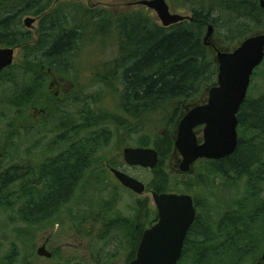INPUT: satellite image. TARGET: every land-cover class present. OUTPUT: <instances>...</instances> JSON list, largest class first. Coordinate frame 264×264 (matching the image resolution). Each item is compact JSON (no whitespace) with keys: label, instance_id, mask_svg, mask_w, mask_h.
<instances>
[{"label":"rangeland","instance_id":"rangeland-1","mask_svg":"<svg viewBox=\"0 0 264 264\" xmlns=\"http://www.w3.org/2000/svg\"><path fill=\"white\" fill-rule=\"evenodd\" d=\"M63 1L65 0H56L53 6L59 5ZM69 1H74L86 8L105 9L116 16L142 7L138 3L141 0ZM166 1L172 13L193 16V3L196 0ZM150 12H153L160 22L156 12L154 10H150ZM30 16L36 17L33 14ZM27 17L28 15L22 19L23 26V20ZM221 26H215L209 41L222 50H230L235 47V43H232V39L227 38V29ZM38 28L39 20L33 24L31 30L35 34ZM113 30L103 38L89 40L84 38L79 49L73 54L71 61L73 66L69 71L61 72L60 69L57 70L53 66H47L44 63L38 64L40 62L29 58L27 49L20 46L15 49L13 66L0 74V148L7 145L8 142V147L10 146L0 162V175L12 166H19L22 173H32V176L7 186L0 199V264H127L131 246L126 238L125 230L121 226H115L117 216L130 221L133 219L139 223L137 220L140 213L139 203H145L148 215L145 218L144 227H149L154 221L152 218L155 205L152 194L146 192L143 195H137L127 189L118 179L116 181L110 167L126 172L143 181L150 188L149 184L156 177L154 169L128 165L124 161L123 150L128 146H141L140 140L149 133H165L169 112L161 115L155 121L149 120L151 122L138 123V121L131 120L129 128L133 127L132 124L143 126V129L138 131H135L134 128L117 127L114 122H103L91 128L78 129L74 137L76 140L86 143L84 150L88 152L82 155H86L84 157L86 166L79 170V177L75 180L76 183L72 187L70 196L60 202L55 209L53 208L55 211H50L51 213L44 211L43 217L37 222L32 219L27 221L19 214L21 206L24 207L26 202L30 201V197H24L20 202H17L18 191L23 185L28 190L29 196L35 191L42 190L39 186L43 185L42 196L46 199L45 202L53 203V198L57 194L54 191L55 186L45 178L53 171L49 173L50 170L44 168L46 162L42 163L39 168L38 164L40 160L47 157L53 158L61 153L60 151L66 149L69 142L60 149L59 136L66 134L72 137V127H70L72 123L81 127L82 123L88 118L90 119L91 116L93 118H96L97 115L115 116L116 118L117 115L124 116V112L119 108L120 88H118L119 85L117 87V76L114 78V83L109 80L107 82L99 80L108 75L107 63L110 64L117 59V37ZM261 31H264V28L255 30L252 34ZM206 32L207 28L204 37ZM210 48L215 58L216 51L212 46ZM30 61L38 63L27 68ZM29 68L36 71L42 69L43 73L40 76L39 73H32L28 70ZM48 71L63 75L59 77L61 80L60 94H62L60 98L64 97L63 93L71 88L78 89V93L74 94L73 101L77 103V107L84 108L83 113L79 114V109L69 103L57 107L59 97L55 96L50 85L53 80L50 76L44 75V73H49ZM38 76L40 77L38 78ZM42 78L44 79L41 81ZM32 83L34 85L32 103L19 106L11 103L12 100H16L17 94L23 92L25 88L31 87ZM248 94L251 99L264 94V63L252 77ZM207 97L208 89L184 103L199 104ZM11 98L13 99L10 100ZM44 107L50 112V116L41 125L38 124V119L35 117V110L37 109L38 112L40 108ZM173 107L168 110L172 111ZM88 109L94 113H90ZM40 117L44 118V113ZM10 134L14 136L11 139ZM99 134L107 136L106 140L97 138L98 140L94 141L96 143L92 142L94 144H92V152H90L91 143H87V141ZM72 157L66 155V159L59 163L61 165L70 164L75 160ZM47 163H50L49 168L52 170L58 164ZM177 164L178 161L173 157V154L164 160V167L171 177L168 189L177 193L193 195L197 204L199 203L197 205L199 224H203L214 233L218 232V225L226 213H235L237 216L235 217L236 225L245 232L238 244L243 245L242 248L248 247L244 253H239L243 257L237 264H256L264 250V168L256 166L250 175L231 174L228 177H211L208 179L207 187L193 188L191 178L200 180L199 173L202 172L204 166L197 164L194 174L183 176L179 173ZM183 180H186L188 184L191 182L190 186L179 185ZM31 181L35 184L29 187ZM51 186L53 189L50 188ZM47 191L49 193H46ZM36 196L39 197L38 194ZM37 215L39 216V213ZM47 239H49L47 249L54 254L52 258H45L37 254V249ZM212 245L215 247L210 249V253L213 256L217 254L220 259L227 247L220 239L213 242ZM200 249L201 245L196 251ZM193 255L194 252L191 248L187 258L181 264H191Z\"/></svg>","mask_w":264,"mask_h":264},{"label":"trees","instance_id":"trees-1","mask_svg":"<svg viewBox=\"0 0 264 264\" xmlns=\"http://www.w3.org/2000/svg\"><path fill=\"white\" fill-rule=\"evenodd\" d=\"M55 2L56 0H0V44L10 47L24 46L28 51V57L40 62L30 61L27 68L37 63H44L57 70L60 69L61 72H66L73 66L71 62L73 54L79 49L84 38L85 40L103 38L114 28L118 45L117 59L110 64L107 63L108 77L102 76L103 78L99 80L104 82L109 80L114 83V78L117 76V87L119 85L118 88H120L119 108L124 112V116L117 115V118L115 116L97 115L96 118L91 116L87 120L90 122L84 121L81 127L72 123L70 127H72L73 136L66 134L59 136L60 141L69 142L66 149L53 158L47 157L38 164L39 168L42 163L46 162L44 168L50 170L49 173L53 171L46 176L43 175L50 184L55 186L54 191L57 194L53 198V203L45 202L46 199L42 196L44 189L35 191L29 196L28 190L23 185L18 191L17 202L24 197H30V201H27L24 207L21 206L19 214L27 221L32 219L37 222L43 217L44 211L53 212L60 202L70 196L72 187L76 183L75 180L79 177V170L86 166L84 159L86 155H82L88 152L84 150L86 143L74 137L78 129L91 128L103 122H114L117 127L134 128L138 131L143 129V126L132 124L133 127L129 128L131 120L138 121V123L151 122L149 120L155 121L168 112L170 116L166 134L149 133L140 140L139 144L143 147L152 145L159 153V163L154 169L156 177L149 184L150 188L158 193L172 191L168 189L171 177L164 167V160L174 151V123L183 110L184 101L200 95L217 80L218 65L210 46L204 44L206 28L209 23L214 27L222 25L221 27H225L228 31L227 38L232 39V43L234 42L236 46L255 30H263L264 9L261 8L260 2L258 0H196L193 3L192 19L169 27L162 26L153 12L146 7L116 16L108 10L86 8L74 1L65 0L53 6ZM31 14L39 20V28L35 34L22 24V19ZM259 67L255 69L253 76ZM28 70L35 74L39 73L40 76L43 73L42 69L36 71L29 68ZM33 86L32 83L31 87L17 94L16 100L11 98V103L17 106L32 103ZM76 104L74 101L75 108ZM171 107L173 109L169 111ZM76 109H79V114L84 111V108L77 107ZM88 111L93 112L90 109ZM238 118L239 137L236 151L222 160L201 161L204 166L202 172L199 173L201 179L191 178L193 182L190 183L193 188L207 187L208 179L211 177H228L231 174L250 175L256 166L264 168V94L255 99H251L248 94L238 113ZM12 137H14L13 134H10V139ZM106 137L99 134L88 139L87 143H91V151H89L92 152V144L96 143L95 140L99 138L106 140ZM8 145L9 142L0 148L3 157L9 150ZM68 154L72 155L76 161L61 165L59 162L66 159L65 156ZM47 162L58 164L52 170L49 168L50 163ZM22 172L19 166H12L6 172H2L0 181L3 189L0 199L7 186L32 176V173ZM34 184L31 181L28 186L32 187ZM181 184L189 185L186 180L181 181L179 185ZM198 204L196 202V206ZM139 206L140 213L137 218L139 223L119 216H117V224L113 222L115 226H121L125 230L126 238L131 246L128 262L136 256L145 230V218L148 215L145 203H139ZM235 217H237L235 213H226L218 225V234L203 224L196 223L189 238L197 241L195 236L198 234L201 249L196 251L199 249L197 246L192 250L194 255L191 264H237L243 257L239 253H244L248 247L242 248L243 245L238 244L245 232L238 228ZM152 219H154L153 222L157 220L156 211ZM219 239L227 247L220 259L217 254L213 256L210 253V249L215 247L212 243ZM187 255L188 250L183 252L178 264H181Z\"/></svg>","mask_w":264,"mask_h":264},{"label":"water","instance_id":"water-1","mask_svg":"<svg viewBox=\"0 0 264 264\" xmlns=\"http://www.w3.org/2000/svg\"><path fill=\"white\" fill-rule=\"evenodd\" d=\"M138 3L154 10L164 27L192 19L188 15L172 13L166 0H141ZM260 5L264 8V0H260ZM37 20L28 16L24 24L31 29ZM214 28L213 24H208L204 44L216 51L217 80L208 89L204 103L187 108L173 137L175 151L182 155L179 168L183 173H190L200 159L222 160L236 151L238 113L247 98L252 75L264 61V31L246 37L230 50H222L209 41ZM14 57V47L0 46V72L13 65ZM198 127H202V137ZM123 156L130 166L154 169L159 163V153L153 147L128 146L124 148ZM2 157L0 153V160ZM111 171L126 188L139 195L146 192L143 181L116 168ZM2 189L0 182V193ZM151 194L158 209V221L144 231L135 258L127 264H178L188 230L197 216L194 198L186 193L153 191ZM37 253L52 256L44 245ZM257 264H264V250Z\"/></svg>","mask_w":264,"mask_h":264},{"label":"flooded vegetation","instance_id":"flooded-vegetation-1","mask_svg":"<svg viewBox=\"0 0 264 264\" xmlns=\"http://www.w3.org/2000/svg\"><path fill=\"white\" fill-rule=\"evenodd\" d=\"M259 2H260V0H258ZM261 6V5H260ZM142 7H146L147 9H149L147 6H145V5H142ZM261 8H263L262 6H261ZM264 9V8H263ZM151 10V9H150ZM23 23H24V20H23ZM0 46L1 47H10V46H3L2 44H0ZM15 49L18 47H20V46H13ZM14 64V63H13ZM13 66V65H12ZM12 66H10V67H12ZM10 67H8V68H5L3 71H1L0 72V74L1 73H3V72H5L6 70H8ZM49 73H47V76L49 77H51L52 78V83L50 84L52 87V90H54V91H52L54 94H55V96L56 97H59V100L57 101V107H58V105H60L61 106V104H62V106H64L66 103H69L70 105H74V101H73V97H74V94L75 93H78V89L77 88H71L70 90H68V91H66L65 93H63L65 96L64 97H61L60 98V95H62V94H60L61 93V90H60V79H59V77L60 76H63L61 73H57V72H51V71H48ZM104 76V75H103ZM50 88V89H51ZM206 101V99L203 101V102H201V103H199V104H202V103H204ZM183 102V101H182ZM199 104H195V105H199ZM195 105H192V104H190V103H184V106H183V110L180 112V114H179V116H178V119L175 121V123H174V129H173V137H174V135L176 134V131H177V126H178V122H179V120H180V118L182 117V115L186 112V110H187V108H190V107H193V106H195ZM62 109H63V107H62ZM36 111V114H35V117H37V119H38V124H41L42 125V123H44L48 118H49V116H50V112L49 111H47L46 109H45V107L44 108H40L39 110H38V112H37V109L35 110ZM42 113H44V118L43 117H40L41 115H42ZM40 115V116H39ZM46 118V119H45ZM168 124H169V122H167V124H166V127H168ZM197 130L200 132V136L202 137V132H201V130H202V127H198L197 128ZM164 135L166 134V132L165 133H163ZM65 143H67V142H64V141H61V142H59V148L61 149L62 147H64V144ZM64 151V150H63ZM62 151V152H63ZM173 157L174 158H176V160L178 161V167L180 166V163H181V160H182V155L178 152V151H175V149H174V151H173ZM67 156H70V154H68ZM71 157H72V155H71ZM44 160V159H43ZM43 160H40L39 161V163L40 162H42ZM203 160H206V159H200V160H198L195 164H194V166L192 167V171L190 172V173H183V172H179V173H181V175H183V176H185V175H192V174H194L195 172H196V170H197V164H201V161H203ZM111 168H115V167H110V170H111ZM117 169V168H116ZM179 170H180V168H179ZM112 172V171H111ZM80 174V173H79ZM115 176V175H114ZM115 178H116V181H117V177L115 176ZM40 187V189H44L43 188V185H41V186H39ZM154 190L153 189H150V188H147L146 189V192H149V193H151V192H153ZM145 192V193H146ZM144 193V194H145ZM165 193H177V192H173V191H166ZM178 194H182V193H178ZM189 194V193H188ZM193 196V195H192ZM193 198H194V203H195V206H196V199H195V197L193 196ZM155 205V204H154ZM197 207V206H196ZM155 211L157 212V214H158V209H157V207H156V205H155ZM158 221V215H157V220L155 221V222H153L149 227H151L152 225H154L156 222ZM198 221V222H197ZM200 222V218L199 217H197L196 216V218H195V220H194V222H193V224L191 225V227L189 228V230H188V233H187V236H186V238H185V241H184V246H183V252H185L186 250H188V252H189V249H191L192 248V250H193V248L195 247V249H196V247L199 245V243H200V240H199V238H198V234H196V236H195V239L197 240V241H193V239L192 238H189L190 237V235H191V231H192V229L193 228H195V225H197L196 223H199ZM143 235V234H142ZM142 238V237H141ZM198 238V239H197ZM48 242H49V239H47L42 245H44V246H46V248L48 247ZM194 242H197L196 244L194 243ZM192 244V245H191ZM41 245V246H42ZM52 257H54V254L52 253ZM52 257H50V258H52ZM45 258H47V257H45ZM258 263V262H257Z\"/></svg>","mask_w":264,"mask_h":264}]
</instances>
